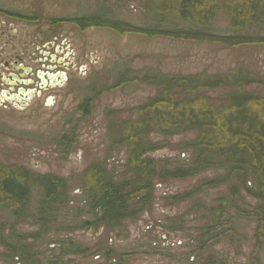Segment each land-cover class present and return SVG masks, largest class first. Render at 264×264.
Here are the masks:
<instances>
[{"label":"rangeland","instance_id":"rangeland-1","mask_svg":"<svg viewBox=\"0 0 264 264\" xmlns=\"http://www.w3.org/2000/svg\"><path fill=\"white\" fill-rule=\"evenodd\" d=\"M148 1L105 0L104 5L113 18L140 26L150 23L145 13ZM100 11L101 0H0V32L11 26L8 37H0L2 59L18 58L19 67L35 74L18 72V79L37 84L39 72L65 75L49 88L24 87L35 91L25 104L1 102L0 164L26 169L34 176H55L67 184L69 195L67 205L46 224L34 216L41 193L32 189L33 214L16 223L0 209V235L7 237L10 227H15L16 234L31 236L27 248L42 264L56 260L60 264H264V250L257 253L254 243L253 206L231 210L228 219L233 226L224 238L210 244L201 238L210 210L229 191L228 185L203 189V184L220 177L221 171L184 180L156 178L147 206L143 196L131 202L142 209L137 218L115 230L84 225L94 220L81 192V178L92 164H102L117 182L133 178L120 137L125 125L143 116L157 97V75H207L226 81L242 71L247 82H254L239 88L227 85L206 92V97L223 108L229 107L231 95L239 94L264 104V40L230 47L120 35L109 29L80 31L66 21ZM229 22L230 15L222 9L216 31L231 36ZM239 35L264 39V25L242 29ZM197 137L196 132L170 138L152 133L156 150L147 157L159 163L160 172L188 167L193 164L191 145ZM60 246L81 254L61 258ZM13 262L0 245V264Z\"/></svg>","mask_w":264,"mask_h":264},{"label":"trees","instance_id":"trees-1","mask_svg":"<svg viewBox=\"0 0 264 264\" xmlns=\"http://www.w3.org/2000/svg\"><path fill=\"white\" fill-rule=\"evenodd\" d=\"M104 3L105 0H101L98 13L77 15L66 21L80 31L109 29L120 35L135 33L150 38L230 47L259 44L264 40L239 35L242 29L264 25V0H232L228 3L220 0H149L145 13L150 23L140 26L113 18ZM222 9L230 15L231 36L220 35L215 29ZM18 18L30 20L25 16ZM155 82L160 89L157 97L146 107L143 116L125 125L120 137V144L129 153L128 168L133 178L117 182L100 163L92 164L81 178V192L89 206L88 214L94 218L93 222L84 225H102L115 230L123 222L137 218L142 209H135L131 202L143 196L144 206H147L156 178L184 180L221 171L220 177L203 184V189L228 185L229 191L210 210L209 222L201 231L202 240H208L210 244L211 240L224 238L233 226L228 219L231 210L237 206L248 209L253 206L251 217L256 223V252L264 250V104L251 96L239 94L231 95L229 107H215L205 95L227 85L239 88L254 81L247 82L241 71L226 81L207 75H157ZM116 87L118 85L112 88ZM187 132L198 133L191 145L193 164L158 171L159 163L147 157L156 150L150 139L152 133L170 138ZM32 189L41 193L39 208L34 215L41 223L48 224L49 219L59 214L58 210L68 203V188L63 180L55 176H34L26 169L0 164V209L9 212L14 222H24L33 214ZM250 199L254 201L253 205L248 203ZM0 236V245L10 254L13 264H42L27 248L31 236L16 234L15 227H10L7 237ZM59 251L61 258L81 254L78 249L64 250L63 246ZM61 258L57 259L61 261ZM46 264L60 263L56 260Z\"/></svg>","mask_w":264,"mask_h":264},{"label":"flooded vegetation","instance_id":"flooded-vegetation-1","mask_svg":"<svg viewBox=\"0 0 264 264\" xmlns=\"http://www.w3.org/2000/svg\"><path fill=\"white\" fill-rule=\"evenodd\" d=\"M2 25L0 24V29ZM11 30V26L4 27V30L0 32V37H8L6 33H9ZM2 47H0V104L1 102L5 103H13V104H25L29 101V98L34 95L35 91L27 90L24 87L28 85H33L36 89H44L49 88L55 84H59V82L63 81L62 75L58 76H49L45 73L39 72L36 75L37 84L33 80H28L27 82L20 81L18 79V72H22L24 75L28 77H34L35 74L32 75L33 71H30L26 67H19L18 66V58L16 60H12L9 58L8 60L2 59ZM54 59V57H51ZM38 72V71H37ZM33 87V86H32Z\"/></svg>","mask_w":264,"mask_h":264},{"label":"water","instance_id":"water-1","mask_svg":"<svg viewBox=\"0 0 264 264\" xmlns=\"http://www.w3.org/2000/svg\"><path fill=\"white\" fill-rule=\"evenodd\" d=\"M62 77L64 78V77H65V75H62Z\"/></svg>","mask_w":264,"mask_h":264}]
</instances>
